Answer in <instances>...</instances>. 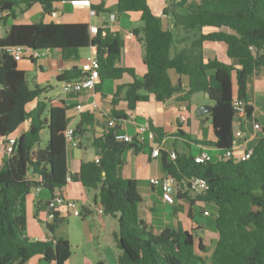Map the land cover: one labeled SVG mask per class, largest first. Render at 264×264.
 I'll return each mask as SVG.
<instances>
[{
  "label": "trees",
  "instance_id": "trees-1",
  "mask_svg": "<svg viewBox=\"0 0 264 264\" xmlns=\"http://www.w3.org/2000/svg\"><path fill=\"white\" fill-rule=\"evenodd\" d=\"M69 0H0V10H7L14 17L15 7H30L39 3L43 12H49L54 2ZM96 10L102 6H93ZM118 13L139 11L142 26L134 30L141 34L142 60L146 71L136 78L130 67L120 66V38L107 28H98L91 36L84 23L10 24L0 39V47L25 46L32 50L59 49L64 59H78L80 49L96 46L99 60V81L120 79L129 74L133 81L117 86L112 100L109 119L116 123L105 133L91 141L98 161H81L79 170L71 173L66 163L67 127L66 112L69 106L63 100H44L26 109L27 103L37 99L43 87L30 88L25 73L17 68L11 55L0 56V136L16 130L23 122L28 128L18 137L15 149L2 158L0 169V264H24L32 255L39 254L47 264H65L71 254L66 238L55 236L62 223L58 212L45 224L50 237L30 240L26 236L25 200L31 189L40 186L46 192L59 190L71 180L79 181L86 188L98 189V198L105 214L117 220L114 238L121 250L118 264H264V125L261 137L251 149V156L244 161L222 157L205 163H195L194 155L176 154L168 159L164 154L161 166L177 181V196H185V182L191 177H201L208 183L207 191L194 199L212 204V224L217 239L209 257L205 247L195 241L197 229L166 228L159 233L148 229L138 214L141 196L137 181L123 178L117 173L122 163L121 154L126 148L137 147L136 142L116 141L117 123L127 118L125 111L116 110L118 93L129 110L152 95L155 102L163 103L180 88L174 84L169 71L187 78L188 90L183 100L189 101L194 93H204L212 101L210 116L216 141L213 146L221 151L232 146L236 97L247 101L249 79L255 71L264 69V0H171L163 14L172 18L173 25L184 31H193L189 46L174 49L177 33L163 27L162 18L153 13L148 0H117ZM108 11V9H105ZM7 18H3L6 21ZM204 26L228 29L200 32ZM219 41L226 45L230 63L216 58H204L202 43ZM32 59L31 57H29ZM82 76L80 68L58 75L66 82ZM251 105L246 103L245 115L250 116ZM89 114H81L74 133L79 134L81 145L86 125L91 124ZM46 128L48 139L39 146L40 132ZM153 139L158 142L167 135L162 129L148 124ZM176 136L193 141L183 131ZM204 146L209 142L194 141ZM94 264H106L99 260Z\"/></svg>",
  "mask_w": 264,
  "mask_h": 264
},
{
  "label": "crops",
  "instance_id": "crops-1",
  "mask_svg": "<svg viewBox=\"0 0 264 264\" xmlns=\"http://www.w3.org/2000/svg\"><path fill=\"white\" fill-rule=\"evenodd\" d=\"M89 1L91 8L96 12L93 15L89 13V7L74 6L69 1L54 2L51 10L46 13L43 12L39 3L32 4L26 8L24 6L13 8L14 17L10 16L7 18L9 13L7 10H3L7 13L3 17L7 18L6 21H2L3 35L12 23H84L88 27L94 25L97 30L98 28H107L120 38V60L118 64L132 68L135 77L141 78L146 71L142 60L143 47L139 39L141 34L137 35L134 32L135 29L142 26L140 12L118 13L115 9L117 0ZM148 4L153 13L162 18L163 27H170L176 31L177 39L174 43V49L179 50L189 46L196 33L175 27L170 15L163 14V9L171 4V0H148ZM93 6H102L101 9L104 10L98 11ZM105 9H108V11ZM110 13L115 15V19L112 20L108 17ZM216 30L227 31L228 29L204 26L200 32L206 34ZM90 35L93 36L94 34L90 33ZM95 53L96 46L89 45L80 49L78 59H64L59 49H48L35 59H30L28 53L25 52L23 57L17 61V68L25 73L28 86L33 88L37 85L44 88L37 99L27 103V110L32 109L38 100H44L47 104V109L49 100H63L69 106L66 112L67 127L74 130L83 113L89 114L92 118L91 124L86 125V130L82 134V138H85L86 141L83 143L81 138L80 146L77 144L75 147L69 144L66 146V163L71 173L79 170L81 161L94 160L99 157L96 149L91 146V141L94 137L102 135L111 127L108 125V114L113 108L112 100L117 86L127 85L133 81V77L125 73L120 79H102L96 83L93 89H83L78 92L65 90L63 81L57 78L58 75L74 68H80L81 62L85 57ZM202 53L204 58H216L223 63H230V58L226 53V45L223 42L204 41L202 43ZM169 77L174 84H179L180 88L163 103L155 102L151 95L148 100L137 103L134 109L129 110L126 101L123 99L124 92L120 91L118 93V102L114 108L125 111L127 118L117 123L119 131L116 133H127L132 137L131 142H136L137 147L126 148L122 151V163L117 167V173L123 178H131L137 181V189L142 199L138 207V214L148 229H151L154 233H159L166 228L176 229L178 225L187 230L197 229L195 241L202 242L205 247L203 254L205 257H209L213 249L212 243L218 236L212 224L211 212L214 211L213 205L194 199V196L189 192L179 198L176 191H173L174 202L166 203L162 200L160 188L151 186L149 183V178L162 177L167 174L161 166V159L164 154H166L168 159H171L169 156L171 152H174L175 155H195L200 150L205 149L211 154L212 160H217L222 157L224 152L213 146L216 137L210 112L201 114L196 112V109L201 105L212 106V101L208 97H200L198 95L199 92L191 95L189 101L183 100V95L188 90L187 78L179 76L173 70L169 71ZM258 95L264 99V69L255 71L248 82L246 103L252 107L250 116H238L233 119V132L241 131L243 133L237 139L239 146L236 148L235 154L251 150L261 137V127L264 125V120L261 117L264 116V108H261ZM115 123L114 121V125ZM28 124V120L23 122L10 135L18 137L28 128ZM140 124L147 127L150 124L154 128H160L167 135L156 142L150 137L148 132H144L143 140L139 141L137 139V127ZM253 124H258L259 129H255ZM178 131H183L193 141L189 142L180 136H176L175 134ZM75 137L78 142L80 135L75 134ZM177 141L184 143V150L177 148ZM194 141L209 142L211 146H204ZM155 145H158L160 150L159 155L153 157L151 156V150ZM192 147L194 151H192ZM89 190L93 191L92 195H90ZM59 191L65 198L74 200L77 204L78 201L83 204L81 208L84 209V216H91L90 218L96 220L98 224L97 236L102 235L108 238L111 242L107 241L113 247L110 256L100 254L94 257L82 256L83 264H94L99 260L104 261L106 264H118L117 258L121 250L114 238V234L117 232V220L104 212L101 214L97 212L96 207L100 205L98 189L86 188L81 182L70 180ZM55 192L56 189L49 193L40 187L37 193L31 189L26 197L25 230L26 236L30 240L42 241L50 237L45 224L50 222L48 221L50 219L48 216V201ZM205 209L210 212L209 215L203 214L202 211ZM58 211L62 219L66 214L69 215L71 213L65 207H59ZM40 216L45 219L44 226L39 222L41 221ZM197 216L211 217V220H209L208 224L201 223V221H198ZM54 234L65 238L56 233V230ZM70 256L65 264H72ZM24 264L47 263L41 255L35 254Z\"/></svg>",
  "mask_w": 264,
  "mask_h": 264
},
{
  "label": "built area",
  "instance_id": "built-area-1",
  "mask_svg": "<svg viewBox=\"0 0 264 264\" xmlns=\"http://www.w3.org/2000/svg\"><path fill=\"white\" fill-rule=\"evenodd\" d=\"M69 3L74 6H83L89 7V13L91 15L95 14V10L91 8V3L89 0H69ZM7 13L5 11L0 10V39L3 36V17ZM110 19H115V15L110 13L108 15ZM90 33L95 34L97 32V28L94 25H90L88 27ZM25 52L28 53L29 57L35 59L43 54V51L32 50L25 46H11L6 45L3 48L0 47V56L2 53H7L11 55L14 60L18 61L23 57ZM80 69L82 71V76L71 81L64 82L65 90H71L78 92L83 89H93L96 83L99 81V60L97 59L95 54H90L85 57V59L81 62ZM232 106L235 109V117L245 116V106L246 102L243 99L234 98L232 100ZM80 108L79 106H77ZM108 125L113 126L114 120L109 119ZM255 129H259L258 124H253ZM148 132L151 138L152 133L148 130L146 125L140 124L137 127V139L140 141L143 140V133ZM243 133L241 131H236L233 134L234 140L232 142V146L226 149L223 152V157L225 158H233L234 160L244 161L250 158L251 150H245L240 153L235 154L236 148L239 146L238 138L241 137ZM64 137L66 144L76 146L77 140L75 137L74 130L70 127H67L64 132ZM114 139L116 141H122L129 143L132 141V137L127 133H115ZM17 143V137L12 135L0 136V169L2 167V158L7 157L10 153H12L15 149ZM159 146L155 145L152 147L151 156L156 157L159 155ZM171 159L175 158V153H169ZM193 160L195 163H205L212 160L211 154L205 150H200L197 154L193 156ZM95 161H98V157L95 158ZM71 180L70 176L67 175L66 182ZM149 183L151 186L159 187L161 191L162 200L166 203H173L174 196L173 191L177 192V181L175 177L171 174H166L162 177H151L149 178ZM209 188L208 183L205 179L201 177H191L185 182L186 192H189L191 195L195 196L207 191ZM40 190V186L33 188V191L37 193ZM59 207H65L67 210L71 211L73 215H80L81 210L76 201L65 198L59 190L51 196L48 201V216L52 220L56 212H59ZM96 210L99 214L103 213L102 205H98ZM204 215H209L210 212L205 209L202 211Z\"/></svg>",
  "mask_w": 264,
  "mask_h": 264
},
{
  "label": "rangeland",
  "instance_id": "rangeland-1",
  "mask_svg": "<svg viewBox=\"0 0 264 264\" xmlns=\"http://www.w3.org/2000/svg\"><path fill=\"white\" fill-rule=\"evenodd\" d=\"M198 1V0H197ZM252 85V84H250ZM250 91V90H249ZM200 97H207L205 94L199 92ZM258 100L260 102L261 108H264V99L258 95ZM264 120V116L261 117ZM48 139V131L46 128L42 129L40 132L39 146L43 147ZM86 141L85 138H82V142ZM178 149L184 150L185 145L183 142H176ZM75 147V146H74ZM192 151H194L192 147ZM90 195L93 191L89 190ZM83 204L78 201V206L81 210V214L76 216L70 213L65 215L62 220V223L57 227L56 233L64 236L70 241L71 244V263L72 264H83L82 256L88 255L94 257L95 255L110 256L113 251V247L110 246L108 238H105L102 235L97 236V227L98 224L96 220L91 219L89 215L84 216ZM71 212V211H70ZM90 218V219H89ZM198 221L201 223H209L211 217H202L197 216ZM40 224L44 226V217L40 216ZM48 221H51L48 219ZM213 230V229H212ZM214 231V230H213ZM110 241V240H109ZM111 242V241H110ZM214 243H212L213 246Z\"/></svg>",
  "mask_w": 264,
  "mask_h": 264
},
{
  "label": "water",
  "instance_id": "water-1",
  "mask_svg": "<svg viewBox=\"0 0 264 264\" xmlns=\"http://www.w3.org/2000/svg\"><path fill=\"white\" fill-rule=\"evenodd\" d=\"M211 106L210 105H201L196 109L198 114L210 112Z\"/></svg>",
  "mask_w": 264,
  "mask_h": 264
}]
</instances>
